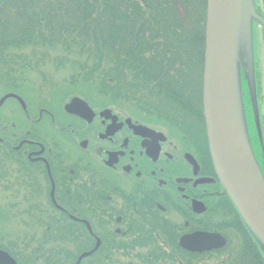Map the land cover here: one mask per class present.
<instances>
[{"label":"trees","instance_id":"obj_1","mask_svg":"<svg viewBox=\"0 0 264 264\" xmlns=\"http://www.w3.org/2000/svg\"><path fill=\"white\" fill-rule=\"evenodd\" d=\"M207 11L208 0H0V92L27 101L34 97L29 101L33 107L52 110L61 90L119 106L130 115L156 118L165 126H196ZM44 69L67 72L66 89L46 79ZM38 77L45 80L36 82ZM3 206L0 247L19 264H73L92 247L93 238L77 235L76 223L64 224L57 216L34 217L27 204ZM5 208L15 213V226ZM151 222L136 221V232L128 238L104 237L107 245L87 262L204 263L167 248L164 243L172 235H159ZM233 228H240L237 244L226 246L228 257L219 254L224 260L217 262L264 264L240 220Z\"/></svg>","mask_w":264,"mask_h":264},{"label":"flooded vegetation","instance_id":"obj_2","mask_svg":"<svg viewBox=\"0 0 264 264\" xmlns=\"http://www.w3.org/2000/svg\"><path fill=\"white\" fill-rule=\"evenodd\" d=\"M257 63L254 103L249 102L251 83L243 72V105L239 103L264 173V84ZM15 95L21 101L12 98L0 105L1 203L27 204L34 217L57 216L64 224L69 220L79 225L77 235L91 236L93 244L73 264L100 241L98 250L80 262L89 264L87 260L107 245L104 237L128 238L136 232V221L147 218L159 235L173 234L171 243H164L167 248H178L199 261L230 251L224 248L233 245L232 233L240 234L233 224L238 220L244 224L217 177L201 109L196 126L180 129L147 122L117 111L112 104L93 103L76 94H69L57 110L36 109L22 95ZM75 98L88 105L87 117L66 112ZM195 233L219 234L227 244L202 253L181 247V239ZM0 251L19 264L6 249Z\"/></svg>","mask_w":264,"mask_h":264},{"label":"water","instance_id":"obj_3","mask_svg":"<svg viewBox=\"0 0 264 264\" xmlns=\"http://www.w3.org/2000/svg\"><path fill=\"white\" fill-rule=\"evenodd\" d=\"M242 4L264 25L254 12L251 0H208L203 107L208 146L224 194L231 197L246 227L264 244V179L247 154L233 105V51ZM12 98L21 101L18 96L8 94L0 105ZM65 110L82 117L91 113L88 105L78 98L71 100ZM99 243L93 251L81 255L77 264L94 254ZM226 243L219 234L195 233L181 239L180 245L185 250L202 253L223 249ZM0 264L17 263L0 251Z\"/></svg>","mask_w":264,"mask_h":264},{"label":"rangeland","instance_id":"obj_4","mask_svg":"<svg viewBox=\"0 0 264 264\" xmlns=\"http://www.w3.org/2000/svg\"><path fill=\"white\" fill-rule=\"evenodd\" d=\"M251 5L252 8L254 10V12L262 17V19H264V6H263V1L262 0H251ZM245 6L244 4L241 5V9H240V13H239V18H238V25H237V30H236V37H235V46H234V55H233V71H234V77H232V85H233V105L235 107V114L237 117V124L240 126V131H241V138L242 141L246 147V151L247 154L250 157L251 162L253 163V165L255 166V168L257 169V171L259 172V174H261V177L264 179V173L263 170L261 168V165L259 164V161H257L256 157H255V153H254V149H253V137H252V132L250 131V128L248 126V124L246 123L245 120V114L242 108L243 105V100L241 97V94L243 95V93L241 92V83L243 82V77L242 76V72L246 73L247 78L249 79V82L251 83L250 88L251 90V99H249L250 103H254V96H255V91H254V70H255V61L258 64V70L259 71V76L260 79L262 81V84H264V30L262 28V26L260 25V22L255 20V18L247 11L245 10ZM41 72L47 73V78L49 80V78L51 79V81H53L56 84L61 85L62 91H64V89H66L67 85L65 86L64 82H66V80H68V77L66 75V73H54L53 71H49V70H42ZM244 76V75H243ZM44 78V77H43ZM45 80L41 79V77L36 78V82H41ZM54 84V85H56ZM240 87V89H239ZM45 89V88H44ZM43 89V90H44ZM66 91V90H65ZM243 91V90H242ZM264 91V90H263ZM261 91L263 94L264 92ZM25 92V91H24ZM47 93H49L48 90H46ZM244 92V91H243ZM6 92L2 93L0 92V97H2ZM250 93V92H249ZM248 93V94H249ZM27 95V94H25ZM58 96L55 98V100L53 101L55 105H53V110H57L60 106V104H62L63 102H65L66 100L70 99L69 94L67 95L66 93H62L61 90L60 92H58L57 94ZM71 95H74V93L71 92ZM79 95V94H76ZM249 97V96H248ZM89 98V97H88ZM49 99V98H48ZM34 100V97L30 98L29 97V101ZM90 100H93L92 102L95 103L97 102L96 99L94 98H90ZM49 101V100H47ZM51 101V100H50ZM49 101V102H50ZM241 101L242 105L239 103ZM106 102L103 104L105 105ZM97 106H102V104H95ZM199 105H195V112L196 115H193L194 117H196L198 120L200 119V116L198 117V114L200 112H202V116H203V104L202 107H198ZM117 111L119 112H126L123 111L122 109L119 108V106H113ZM128 110L131 111V109L126 108ZM129 112V111H128ZM133 116H137L139 118L144 119L147 122H151L153 124H159V125H163L165 127L164 124L160 123V121H158L156 118H152L149 116H143V114H135L133 113ZM195 119V118H194ZM187 125H185L184 127L186 128ZM192 131V130H190ZM3 205L1 203L0 200V209L3 208ZM5 211L7 213L10 214V218H11V225L15 226L16 225V220L14 219L15 217V213L12 211H9L7 208H5ZM199 226L200 228L203 227L202 224H196V227ZM213 226L211 225V228ZM18 228H20L18 226ZM172 234V233H171ZM253 234V233H252ZM173 235V234H172ZM254 237V234H253ZM177 238V235L175 234V239ZM232 239H233V243L237 244L236 240H237V235L235 233H232ZM254 240L257 243V247L260 250V253L264 259V244L263 242L257 238L254 237ZM171 243V242H170ZM1 246V244H0ZM221 258V255H213L211 258L207 259L206 261H203L204 263L201 264H219L217 262V260H219ZM224 257H222L220 259H223Z\"/></svg>","mask_w":264,"mask_h":264}]
</instances>
